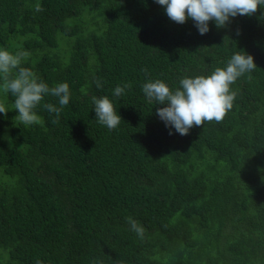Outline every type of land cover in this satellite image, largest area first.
Returning a JSON list of instances; mask_svg holds the SVG:
<instances>
[{
	"label": "trees",
	"instance_id": "16d2710c",
	"mask_svg": "<svg viewBox=\"0 0 264 264\" xmlns=\"http://www.w3.org/2000/svg\"><path fill=\"white\" fill-rule=\"evenodd\" d=\"M262 15L200 35L155 0H0V49L27 51L22 66L71 92L59 122L48 95L42 123L24 126L0 80V264H264ZM239 51L257 68L231 86L224 121L166 127L142 85L175 90ZM93 96L113 102L117 129L96 121Z\"/></svg>",
	"mask_w": 264,
	"mask_h": 264
},
{
	"label": "clouds",
	"instance_id": "9594fccd",
	"mask_svg": "<svg viewBox=\"0 0 264 264\" xmlns=\"http://www.w3.org/2000/svg\"><path fill=\"white\" fill-rule=\"evenodd\" d=\"M155 3L163 6L167 17L177 24L193 21L200 35L210 31V22H215L217 28H225L238 16L252 17L258 11L264 14V0H155ZM35 9L42 11L39 4L35 5ZM28 56L27 51L12 53L0 49V80L3 81V92L14 98V109L18 112L14 120L20 121L24 126L41 124L42 118L36 110L44 98L51 95L58 99L59 107L52 103H44L43 107L49 113L55 114V119L52 120L55 124L59 122L63 107L69 105V84L60 83L49 87L30 68L22 66ZM256 68L254 57L239 51L227 61L226 67H217L207 77L183 78L180 87L175 90L161 80L149 81L142 85V91L149 103L164 105L156 109V115L166 127L174 128L175 133L181 136H187L194 126H204L205 122L213 121L222 123L237 97V92L231 86ZM94 82L98 88L102 86L95 77ZM130 87L129 84L117 86L114 95L119 97ZM91 103L95 106L96 121L99 124L108 130L118 128L122 118L107 96H93ZM8 111L5 103L0 102V113L7 116ZM173 134L169 131V135ZM127 222L131 231L143 238L145 229L131 217L127 218ZM37 264L41 262L37 261Z\"/></svg>",
	"mask_w": 264,
	"mask_h": 264
}]
</instances>
